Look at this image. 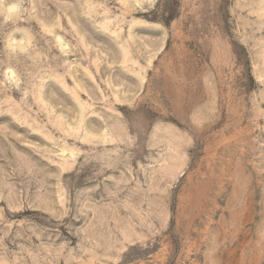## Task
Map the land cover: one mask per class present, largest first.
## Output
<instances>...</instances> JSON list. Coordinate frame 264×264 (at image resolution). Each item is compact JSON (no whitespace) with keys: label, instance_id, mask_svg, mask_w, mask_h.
Here are the masks:
<instances>
[{"label":"rangeland","instance_id":"rangeland-1","mask_svg":"<svg viewBox=\"0 0 264 264\" xmlns=\"http://www.w3.org/2000/svg\"><path fill=\"white\" fill-rule=\"evenodd\" d=\"M0 264H264V0H3Z\"/></svg>","mask_w":264,"mask_h":264},{"label":"clouds","instance_id":"clouds-1","mask_svg":"<svg viewBox=\"0 0 264 264\" xmlns=\"http://www.w3.org/2000/svg\"><path fill=\"white\" fill-rule=\"evenodd\" d=\"M3 4V0H0V5ZM20 5L18 3H11L3 8L5 13H15L19 10Z\"/></svg>","mask_w":264,"mask_h":264}]
</instances>
